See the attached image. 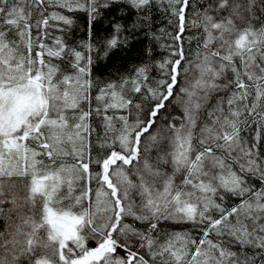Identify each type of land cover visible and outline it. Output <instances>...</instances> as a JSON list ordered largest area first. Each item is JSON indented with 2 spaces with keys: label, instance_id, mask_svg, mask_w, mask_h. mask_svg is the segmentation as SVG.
Returning <instances> with one entry per match:
<instances>
[{
  "label": "snow or ice",
  "instance_id": "6c2138e0",
  "mask_svg": "<svg viewBox=\"0 0 264 264\" xmlns=\"http://www.w3.org/2000/svg\"><path fill=\"white\" fill-rule=\"evenodd\" d=\"M0 264H264V0H0Z\"/></svg>",
  "mask_w": 264,
  "mask_h": 264
},
{
  "label": "trees",
  "instance_id": "16d2710c",
  "mask_svg": "<svg viewBox=\"0 0 264 264\" xmlns=\"http://www.w3.org/2000/svg\"><path fill=\"white\" fill-rule=\"evenodd\" d=\"M82 23V20L80 21ZM100 35H105L106 33L101 28ZM53 36L62 35V33L56 31L55 29L52 31ZM76 38H79L83 35L82 32L74 33ZM167 41H162V43ZM145 42L141 41L140 43H135L130 45L128 48L118 49L113 51L110 58L107 61L100 62L94 70V75L100 77L101 79L108 78L111 74L113 76H118L122 73H126L127 69H129L132 65L137 64L142 59L140 55V50L143 47ZM155 59H162L167 53L160 49L156 48L155 50ZM150 78L159 79L158 71L153 68L151 72ZM147 103V101H145Z\"/></svg>",
  "mask_w": 264,
  "mask_h": 264
}]
</instances>
